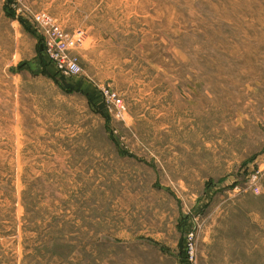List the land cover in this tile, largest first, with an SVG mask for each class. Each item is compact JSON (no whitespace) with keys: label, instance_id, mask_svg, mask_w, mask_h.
Segmentation results:
<instances>
[{"label":"rangeland","instance_id":"374dc122","mask_svg":"<svg viewBox=\"0 0 264 264\" xmlns=\"http://www.w3.org/2000/svg\"><path fill=\"white\" fill-rule=\"evenodd\" d=\"M0 264H264V0H0Z\"/></svg>","mask_w":264,"mask_h":264},{"label":"built area","instance_id":"2783aa9c","mask_svg":"<svg viewBox=\"0 0 264 264\" xmlns=\"http://www.w3.org/2000/svg\"><path fill=\"white\" fill-rule=\"evenodd\" d=\"M39 19V18H37ZM65 36L62 33H55L43 45V53L47 61L53 64L59 75L64 78L81 74V67L78 62L66 53ZM107 100L117 108H122L121 100L118 96L107 91ZM186 254H193L190 242L186 244Z\"/></svg>","mask_w":264,"mask_h":264},{"label":"trees","instance_id":"16d2710c","mask_svg":"<svg viewBox=\"0 0 264 264\" xmlns=\"http://www.w3.org/2000/svg\"><path fill=\"white\" fill-rule=\"evenodd\" d=\"M65 86H67V87H71L69 84H65ZM102 107V106H101Z\"/></svg>","mask_w":264,"mask_h":264}]
</instances>
